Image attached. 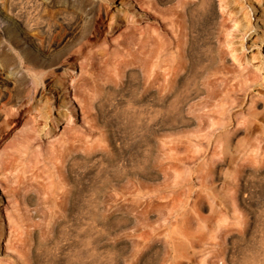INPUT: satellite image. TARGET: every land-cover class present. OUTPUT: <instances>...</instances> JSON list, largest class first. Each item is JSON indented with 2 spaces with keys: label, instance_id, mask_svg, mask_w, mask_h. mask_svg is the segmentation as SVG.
Masks as SVG:
<instances>
[{
  "label": "rangeland",
  "instance_id": "1",
  "mask_svg": "<svg viewBox=\"0 0 264 264\" xmlns=\"http://www.w3.org/2000/svg\"><path fill=\"white\" fill-rule=\"evenodd\" d=\"M138 1L144 0H95L88 20L84 0H0V11L11 10L14 21L27 11L29 34L40 53L55 54V45L82 35L62 53L59 65L34 68L23 57L21 109L24 121L32 120L37 127L41 164L33 172H23L16 185L0 175V264H264V170L260 166L247 170L238 166L243 161L229 160L225 174L216 176L203 166L205 160H198L177 163L182 174L168 170L155 179L145 178L137 169L124 173L125 160L144 157L150 139L147 93L128 72L136 67L131 65L140 47L127 37L132 36L133 24L125 14L142 23L153 22L150 10H143ZM251 1H255L252 7L245 0L249 14H239L244 25H253L244 51L247 92L241 97L245 93L258 97L256 122L264 127V26L258 17L260 0ZM6 28L0 19V42L10 47ZM13 53L21 61L18 52ZM2 59L0 81L13 71ZM71 67L74 70L66 74ZM6 86H0V96ZM34 99L39 109L26 111ZM68 115L73 116L69 124ZM20 127L16 125L12 133ZM243 128L238 137H251ZM257 131L263 146L264 132ZM54 134L61 138L58 155L51 145L57 138ZM68 136L74 138L67 142ZM201 163L203 169L198 171ZM135 177L145 182L140 191H130ZM132 193L142 200H126Z\"/></svg>",
  "mask_w": 264,
  "mask_h": 264
},
{
  "label": "bare ground",
  "instance_id": "2",
  "mask_svg": "<svg viewBox=\"0 0 264 264\" xmlns=\"http://www.w3.org/2000/svg\"><path fill=\"white\" fill-rule=\"evenodd\" d=\"M144 1H138V3L143 10H150L149 15L153 22L142 23V20L139 22L138 18L135 20L134 16L126 14L125 19L133 24V26H129L132 36L127 35V37L133 38V42L136 41L140 47L136 45L139 48V50L135 49L136 52L138 50L136 53L138 55L131 56L133 57L131 61L133 62L134 57V61H136V63H132L131 67L133 64L134 66L136 64V67L129 69L128 72L129 75H134L137 78L138 88L144 85V92L147 93V123L149 126L147 129L150 139L146 145L147 152L144 157L141 159L135 157L134 159L129 156L125 160L124 173L129 175V172L133 173L134 169H137L145 178L155 179L160 174L167 173L168 170L180 174V163L205 160L203 166L206 165L207 167H205L211 173L219 176L227 171L228 161L233 163L236 159L243 161L238 165L239 168L246 167L247 170H251L252 166L258 165L260 170H264V145L262 146V140L259 137V131H257L260 130L261 135L264 132V127L256 122L258 113L254 109V103L258 97L247 93H245V97H241L243 92H247L245 85L248 83L245 78L246 74L243 73L247 62L244 54L245 43L251 41L247 35L253 30V25L247 23L249 25L247 27L239 16L241 12L246 16L249 14L245 0ZM246 2L250 3L251 7L255 3L251 0H246ZM84 3L85 17L90 20L96 8L95 0H84ZM260 5L262 10L258 11L259 23L264 26V0H260ZM13 15L11 10L4 11V13L0 11V19L7 26L4 34L10 45L9 47L0 42V58H3L2 62L6 68H13V71H9L8 77L0 81V86L8 85L5 88L6 93L0 96V105H2L0 121L4 117L0 122V175L5 180L18 184L17 179L23 172H33L39 169L41 164L40 148L35 143L37 127L32 120L24 121L26 115L23 113V108L21 109L25 100V92H23V77L25 76H23V66L21 65L23 57H26L34 65V68L38 66L49 68L59 65V57L62 53L67 52V49L82 35L67 37L61 44L55 45L52 50V53L55 54L40 53L29 34L31 28L27 11L23 15L21 14L23 17H16V20L21 24L13 20ZM33 21L32 18V25ZM263 35L264 32L262 40H264ZM1 37L3 36L1 35ZM51 46L53 47V45ZM13 50L18 52L21 61L14 55ZM129 60L126 64L128 66L131 63ZM128 68H124V70ZM70 70L74 69L71 67L68 71L66 70V74H69ZM120 71L118 72L120 73ZM122 72L124 73V71ZM125 72L127 74L126 70ZM71 77L74 79V76ZM61 88L69 94L66 85ZM247 97L250 100L249 103ZM2 99H7V102L2 104ZM36 102L37 100L34 99V103L26 111H30V108L33 111L38 110ZM43 116L45 117V113ZM72 118V115H68L66 119L68 124ZM39 119L41 118L39 117ZM16 125H19L20 129L18 132L12 133V129ZM242 127L249 130L252 136L240 139L238 135L242 131ZM54 135L57 138L51 141V145L56 149L55 155H58L57 146L61 138L57 136L58 134ZM7 137H10L11 140L5 145ZM62 138L64 139V137ZM73 138L68 136L66 141L70 142ZM115 166L117 167V165ZM201 169H203L202 163L197 170ZM135 178L136 180L131 179L134 184H131L130 191L134 188L140 191L142 187H145V182ZM128 179L127 181H129ZM132 196L125 199L132 203L142 200L141 198V200L137 199L135 193H132ZM132 203L130 204L133 205ZM125 206L127 207L128 204ZM134 216L136 215L134 214Z\"/></svg>",
  "mask_w": 264,
  "mask_h": 264
}]
</instances>
